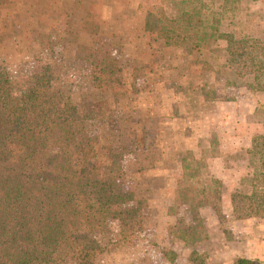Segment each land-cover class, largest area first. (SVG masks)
I'll return each instance as SVG.
<instances>
[{"label":"trees","instance_id":"16d2710c","mask_svg":"<svg viewBox=\"0 0 264 264\" xmlns=\"http://www.w3.org/2000/svg\"><path fill=\"white\" fill-rule=\"evenodd\" d=\"M60 1L47 0L41 18H67L54 6ZM170 1L176 8L173 18L166 9ZM206 6L204 0H160L146 11L145 33L150 41L171 40L190 58V68L239 81L259 96L253 116L261 127L242 155L248 161L247 172L230 197L237 220L264 218V40L229 27L240 0ZM89 14L81 30L99 36L102 5L90 0ZM10 15L8 0H0V45ZM99 52L100 47L88 49L92 57ZM147 72L135 68L133 77ZM91 73L95 89H125L115 57L95 59ZM207 88L197 87L203 102L215 99ZM80 123L72 95L56 85L52 64L44 63L36 71L26 91L17 89L9 73L0 70V264H95L106 252L95 232L117 222L120 239L135 244L144 231V209L135 191L113 187L105 165L113 156L111 148L88 136ZM210 143L211 157H219L217 136ZM135 149L148 151L147 136L136 140ZM181 166L175 206H185L194 216V224L181 229L180 235L191 245L203 228L201 208L211 207L224 221L223 181L210 173L204 180L206 161L193 150L186 152ZM193 261L206 264L199 257ZM232 264L264 262L237 258Z\"/></svg>","mask_w":264,"mask_h":264},{"label":"rangeland","instance_id":"374dc122","mask_svg":"<svg viewBox=\"0 0 264 264\" xmlns=\"http://www.w3.org/2000/svg\"><path fill=\"white\" fill-rule=\"evenodd\" d=\"M96 1L103 7L99 36L81 30L83 22L90 17V0L55 3L57 11L68 15L57 19L41 18L46 13L47 0H8L11 15L4 21L0 45V70L9 73L20 91L29 89L34 74L44 63L53 65L56 85L72 95L81 128L111 148L113 156L105 160V165L110 179L113 177L114 189L135 191L144 209L145 229L135 244L120 239L117 222L109 223L104 232L94 233L106 250L95 264H196L195 257L206 264H228L237 258L264 262V218L237 220L230 197L247 172L248 161L242 155L251 146L253 133L261 127L253 116L259 96L239 81H228L196 69L193 74L188 73L186 58L188 62L190 58L175 48L171 40L150 41L144 29L146 11L160 0ZM222 2L204 0L206 7L220 6ZM166 9L171 18L176 15L173 2H168ZM142 27L143 37L137 38ZM229 27L264 40V0H240L239 13ZM90 47H100L101 52L92 57L88 53ZM103 54L117 58L120 63L126 83L120 93L111 88L95 89L92 85L91 64ZM131 55H139L140 64L143 60L151 61L146 63L147 67H137L149 71L146 76L137 77L138 80L133 77ZM161 55L182 67L180 72L168 69L164 75H174V81L177 78L173 85H179L176 89L183 94L182 100L162 104L160 91L154 93L160 100L138 103L136 95L140 86L134 85V81L153 83L158 86L157 91L160 89L159 75L163 72L160 66L169 64ZM202 84L215 93L213 101L203 102L204 98L198 95L197 87ZM180 110L186 115L185 120H190L189 126L187 123V128L179 131L180 136L189 135L191 139L186 142L190 149L194 147L192 150L206 161L204 180L210 173L223 181L225 219L220 221L211 207L201 208L203 228L198 230V240L191 245L180 235L181 229L194 224V216L185 206H175L181 174L178 177L176 164L168 163L169 159L161 152L168 144L161 124L165 127L174 113L179 116ZM88 115L91 119L85 118ZM146 136L148 151H137L136 140ZM213 136L218 139L219 157L210 154Z\"/></svg>","mask_w":264,"mask_h":264},{"label":"crops","instance_id":"0c3cea01","mask_svg":"<svg viewBox=\"0 0 264 264\" xmlns=\"http://www.w3.org/2000/svg\"><path fill=\"white\" fill-rule=\"evenodd\" d=\"M85 16L88 17V13ZM143 34L144 33H143V27H142V31L140 32V34L136 35V37L137 38L138 37L142 38ZM133 38L134 37H132L130 39V41H133ZM163 57H164V60L166 62H169V64L166 67L160 66V69H162L163 72H161L160 75H159V78L161 79V83H160L161 85H159L160 86L159 87L160 88L159 91H157L158 86L154 85L153 83L148 84V83H145L144 81H142L143 84H144L142 86V82L141 81H137V83H135V81H134V85H136V86L139 85L140 86V88L137 89V91H139V92H137V95H136L138 103L141 100L143 101V103H145L146 99L150 100V102H153V100H160V98H158V97H156L154 95L155 92L158 93L160 91H162V93H163V95H161L162 96V100H163L162 104H164L165 102L166 103L178 102L179 99L182 100L181 98H182L183 94L180 93V92L178 93L177 92L178 89H176V88L179 87V85H176V86L173 85V83L177 82V78H176V81H174V79H173L174 75L164 76V75L168 74V72H169V71H167L168 69L170 71H176V72L178 71V72H180L182 70L181 69L182 67H177V66H179V63L177 61H175V60H174V62L168 60L169 57L166 58V55H161V59ZM138 61L141 62V59H140L139 55H131L130 62H131V66L134 67V68L147 67L148 66L147 64H150V62H151V61H149V63H148L147 60H143L144 63L140 64V63H138ZM188 63H189L188 59L186 58V64H188ZM187 69H188V73H190V74H193V72H195V68L188 67ZM154 74H155V72L152 71L151 76H153ZM180 76H182V75H180ZM135 80H138V78H136ZM140 80H143V79H140ZM138 82H141V83H138ZM180 85H182V83H180ZM171 112H173V110ZM174 114L172 115L171 120L167 121V123L165 124V127L163 126V124H161L160 128L161 129L164 128L166 130L165 137H166V140H168V144H166V147L163 148L161 152H162V156L163 157L169 159L168 163H172L173 162L174 164H176V172H178V177H179L180 174H182L181 161H182L184 155L186 154V152L188 150L194 149V147L190 149L189 142L188 143L186 142V141H188V139H191L190 137H188L189 135H187L184 138H181L180 133H179V131L181 130L182 127H184V129H185V128H187V125L189 126V123H188L190 121L189 118H187V120H185L186 119V115H183V112L181 110L179 111V116L174 115ZM187 117H188V113H187ZM188 130H190V129L188 128ZM172 157L175 158L173 161L171 160ZM231 263H228V264H231Z\"/></svg>","mask_w":264,"mask_h":264}]
</instances>
